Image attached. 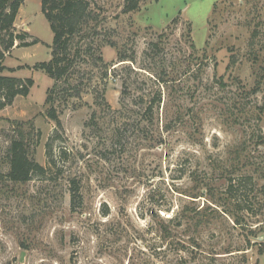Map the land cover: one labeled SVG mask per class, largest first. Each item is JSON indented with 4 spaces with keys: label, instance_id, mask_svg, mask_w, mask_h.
Here are the masks:
<instances>
[{
    "label": "rangeland",
    "instance_id": "1",
    "mask_svg": "<svg viewBox=\"0 0 264 264\" xmlns=\"http://www.w3.org/2000/svg\"><path fill=\"white\" fill-rule=\"evenodd\" d=\"M87 1L68 83L35 69L40 0L12 30L37 43L3 62L34 86L0 111V264H264V0ZM15 140L45 175L8 179Z\"/></svg>",
    "mask_w": 264,
    "mask_h": 264
},
{
    "label": "trees",
    "instance_id": "2",
    "mask_svg": "<svg viewBox=\"0 0 264 264\" xmlns=\"http://www.w3.org/2000/svg\"><path fill=\"white\" fill-rule=\"evenodd\" d=\"M40 1L42 4V12L50 23L54 39L51 60L37 64L35 69L46 72L56 81V85L64 80L68 83L71 80L73 69L76 68L77 59L82 57L81 49L76 48L73 52L74 40L83 33L84 28L89 23L91 18V4L87 0ZM23 3L24 0H0V40L3 37V33L9 35V40H3L4 50L0 51V111L12 105L18 96H28L31 88L34 86V80L31 78L21 79L5 76L3 73L6 70V67L3 65L5 54L14 47L16 40L24 43V47L37 43V41H33L31 44H25L27 35H15L12 31ZM140 7L141 0H125L123 12L130 13L139 11ZM59 88L55 86L52 91L58 90ZM161 99V95L158 97L156 95L153 102L159 103ZM48 102L54 104V96H50ZM148 110H151V107ZM49 117L58 126L61 125L60 118L54 108L51 110ZM47 147L52 150L50 143L47 144ZM45 172L46 169L42 165L29 157L24 142L15 140L11 147V170L7 176L8 179L13 182H26L31 179L32 174L45 175ZM231 174L232 176L228 178L229 186L227 194L234 202L237 210L242 211V201L236 194L242 189L243 182L249 180L252 183L253 177L250 175H239L237 171L231 172ZM72 188L73 192L79 190L77 182H73Z\"/></svg>",
    "mask_w": 264,
    "mask_h": 264
}]
</instances>
